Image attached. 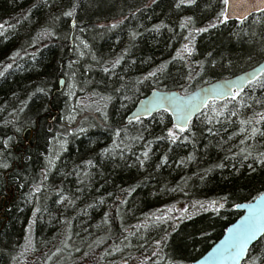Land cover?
I'll return each instance as SVG.
<instances>
[{
	"label": "trees",
	"instance_id": "obj_1",
	"mask_svg": "<svg viewBox=\"0 0 264 264\" xmlns=\"http://www.w3.org/2000/svg\"><path fill=\"white\" fill-rule=\"evenodd\" d=\"M174 3L0 0V22L15 24L0 35V70L13 65L0 77V160L9 165L0 167V264H14L13 257L26 236L35 248L26 253V264H123L124 260L141 264L151 255V241L159 238L161 229L169 231L165 254L177 261L195 260L240 216L232 205L251 201L264 191V164L254 161L257 152L264 153V137L243 145V135L229 139L240 126L237 117L230 121L222 117L225 131L218 124L210 125L218 134H209L203 131L205 117L199 114L190 123L191 132L174 129L181 137L189 136L176 144L156 139L166 137L167 128L174 124L168 111L127 120L137 102L153 89L189 92L264 59V23H254L260 13L247 18L244 25L227 21L212 28L208 25L216 23L221 0H197L195 5L181 8ZM72 7L76 9L73 17L62 15ZM186 16L193 17L189 28L208 30L191 33L195 51L185 54L187 60H173L176 50L189 43L185 39L188 28L180 27ZM122 18H126L124 23L115 29L99 26ZM161 22L163 27L154 30L153 25ZM46 28L57 36L45 35ZM134 30L141 35L133 41L130 33ZM85 41L88 48L83 46ZM81 50L86 53L83 57L79 56ZM16 52L19 55L13 57ZM93 54L100 63L92 59ZM121 56L115 75L102 71L103 60ZM196 61H203L199 76L195 75L200 70ZM165 62L163 75L140 79ZM190 67L192 80L187 79ZM38 87L47 92H37ZM100 96L111 99L101 100ZM240 99L243 107L232 98H227V109L222 107L225 100H217L215 107L226 116L230 110L244 118L264 111V89L254 82ZM72 108L78 116L69 122ZM81 128L82 132L75 130ZM8 136L13 139L5 150L2 140ZM138 136L143 140L133 139ZM146 147L149 156L140 166ZM240 147L248 148L253 157L244 160ZM189 154L195 158L187 160ZM221 163L226 166L217 167ZM34 186L40 190L34 191ZM60 195L64 201H59ZM224 196L227 203L217 211L207 204L203 208L195 204ZM173 205L169 216L179 223L169 220L167 225L136 229L146 216L151 220L153 213L167 212ZM185 207L187 214L177 211ZM174 223L176 231L172 232ZM254 247L264 249V240Z\"/></svg>",
	"mask_w": 264,
	"mask_h": 264
},
{
	"label": "snow or ice",
	"instance_id": "obj_2",
	"mask_svg": "<svg viewBox=\"0 0 264 264\" xmlns=\"http://www.w3.org/2000/svg\"><path fill=\"white\" fill-rule=\"evenodd\" d=\"M196 2L197 0H175L174 7L181 8L182 6H186V5L191 6V5H195ZM152 3L155 4L156 0H152ZM221 3H222V7L220 8L218 14L215 17L216 23H210L208 27L215 28L217 24L226 23L233 17L235 18V20L239 21L241 25H244L247 18L249 16H252L254 13H260L261 17H264V0H221ZM75 11H76L75 7H72L64 11L62 15L66 17H73ZM137 11H139V9H137ZM261 17H257L254 20V23H264V19H262ZM56 19H59V17H57ZM124 19L126 18H122L120 20H113L108 25L101 24L99 26L101 28L107 27L109 30L115 29L120 24L124 23ZM19 22L20 20L18 18L16 23ZM75 23H76L75 20H73V26H75ZM192 23H193V17L186 16L183 18L180 27L182 29L188 28L189 36H186L185 39H187L189 43L182 44L181 48L176 50V54L172 58L173 60L176 59L187 60L188 55L185 54L190 55L193 51H195L194 47L192 46L191 33L192 32L201 33V32H206L208 30L207 27L189 28V25ZM14 27L15 24L8 23L7 21L0 22V35H3L4 31H6L7 29H12ZM161 27H163V22H161L160 24L153 25L154 30H159ZM44 34L50 37L57 36V33L53 31L51 28H46L44 30ZM139 35H141V33L135 30L130 33V36L133 41ZM33 43H35V41ZM83 46L84 48L89 47L86 41L83 42ZM124 51L127 52V49H125ZM18 55L19 52L13 53V57H16ZM85 55L86 53L83 50L79 52V56L83 57ZM92 59L97 60L95 54L92 55ZM122 59L123 56L111 61L103 60L102 64L105 66L102 67V71L104 73L115 75L116 73L114 69L121 64ZM97 62L100 63V61L98 60ZM195 63L200 66V70L195 72V75L199 76L201 71H203V61H196ZM212 63H215V61H212ZM166 66H167V62L162 63L157 68L148 72L146 76H143L140 79L147 80L149 78L157 77L158 74L163 75ZM12 67L13 65L11 63L4 65V69L0 70V77H3L5 75V70L10 69ZM87 67L91 68L92 66L89 65ZM73 75H75V73H73ZM260 77H264V67H259L257 70H254L250 75L248 74L244 75L242 77V80L248 83L254 82L256 86H259L260 88L264 89V79H260ZM187 79L188 80L194 79L191 67L187 75ZM36 91L39 93H46L47 89L44 87H38ZM242 93L243 90L240 82H228L225 84H218L213 88L201 89L198 95H189L185 90L184 96L175 97V99L172 101H169L167 96L158 97L155 103L160 105H164L167 103L169 110L175 114L176 122L175 124H173L172 127L167 128L166 137L161 136V137H157L156 139L158 140L167 139L172 144H176L181 139L187 141L189 139L188 135H184L181 137L180 135H178L176 131H174V129H178L180 133H184L186 130L191 132V127L189 123L190 118L195 113L200 112L201 105H204L205 108H207V112L200 113L205 117L204 121H202V123H204L205 125L203 129L204 132H207L209 134H218L216 132V129L210 126L216 124L220 125L221 131H225L223 125L221 124V118L225 117L230 121L231 117H237L240 126L236 132L232 133L229 136V139H231L232 136L235 135H243V139L240 140V144L243 145L245 144L246 141H254L257 136L264 137V127L260 126L261 123L264 122V111L258 114H254L253 116L248 118L241 117L236 111L229 110V114L227 116L224 111H217V108L215 107L217 99L225 100V103L222 105V107L224 109H227V97L229 96L232 98V100L236 101L237 103L240 104L241 107H243L244 106L243 101L240 99ZM69 95H73V93L70 92ZM92 95H100V94L93 93ZM100 99L109 100L111 99V97L100 96ZM126 99H130V97H126ZM81 103H83V101H81ZM20 110L22 111L23 109L21 108ZM13 111L15 112L16 109H13ZM97 111H100V109H97ZM144 111L150 113L151 109L146 107ZM75 112H76V108H72V113ZM210 113H214V115H211ZM74 118L75 117L73 114H69L67 117L69 122H71ZM105 118H106V114H105ZM134 119L138 120V117H134ZM75 130L81 132L83 131L82 128ZM17 131H19V129H17ZM69 131H72V129H69ZM117 135H119V130H117ZM192 135L194 136L195 134L192 133ZM12 139L13 137L8 136L7 138L2 140V145L5 150L8 148L9 142ZM133 139L143 140V136L134 137ZM63 143H66V141H61V144ZM104 151L108 152L107 149H105ZM239 152L244 154L243 155L244 160H248L250 157H253V153L249 151L248 148L240 147ZM232 155L233 157H235L237 153H232ZM142 156L143 159H139L140 166H143L145 160L148 159L149 149L147 147L142 152ZM194 158L195 157L192 154H189L186 159L193 160ZM162 159L166 162L168 160V157L165 155ZM254 161L259 162L260 164H264V153L257 152L256 156L254 157ZM184 162L185 161L182 159L181 163ZM87 163L91 165L93 162L87 161ZM52 165H53V160L50 159L49 166ZM225 166L226 165H224L223 163L217 165V167H225ZM0 167L8 168L9 165L6 162V160H0ZM248 167L249 169H252L251 164H249ZM45 171H47V169H45ZM33 190L39 191L40 186H34ZM64 199H65L64 195L59 196V201H64ZM227 200L228 197L224 196L221 197L219 201L216 200L206 201V202L195 201V204L200 205L201 208H203L205 204H207L209 207H211L212 211H217L218 209H222L225 207ZM68 202L72 203L71 200H69ZM232 206L237 209L246 208L247 214L241 216L237 223L231 225L226 230L228 234L225 236L223 240L219 242L218 245L212 248V250L207 254L206 257L203 258V264H210V262H212V264H264V249L258 250L253 245L254 241L256 243H259L261 240H264V191L258 192V194L252 197V200L247 202L246 204L237 203V204H233ZM173 208H175V205L171 206L167 212L161 211L159 215L153 213L152 214L153 219L151 220H148L146 216L145 221L140 222L135 226L136 229L137 230L141 228L147 229L150 225L153 227H156L158 225H167L169 220H174L176 221V223H179V220L176 217L169 216V212ZM37 211H39V209H37ZM177 211H179L182 215L188 213V209L186 207L177 209ZM176 223L170 225V229L172 232L176 231ZM29 227L31 228V225ZM161 233L162 234L159 235V238L153 239L151 241V247H152L151 255L145 256L144 260L141 261V264H144L145 261L153 262V264H186L187 260H194L193 257H188L180 261H177L169 257L167 254H165L163 252V248L168 246L167 241L169 240V231L167 229H161ZM130 234L135 235L134 232ZM147 243L148 241L145 240V244ZM19 248L20 251L17 253L15 257H13L14 264H19L20 261H24V264H26V253L35 250L34 242L30 237L26 236L24 243L22 245H19ZM56 251L59 252L60 249L57 248ZM257 251H260L259 256L256 255ZM123 264H128V261L124 260Z\"/></svg>",
	"mask_w": 264,
	"mask_h": 264
},
{
	"label": "water",
	"instance_id": "obj_3",
	"mask_svg": "<svg viewBox=\"0 0 264 264\" xmlns=\"http://www.w3.org/2000/svg\"><path fill=\"white\" fill-rule=\"evenodd\" d=\"M254 14H256V13H254ZM249 17H251V16H249ZM229 21H237V20H235V18L233 17ZM259 67H264V59L261 60L259 63H257L255 66H253V67H251V68H249L247 70H244V71H242V72H240L238 74H235V75H232V76H229V77L220 78V79L214 80L212 82H209V83L200 85L197 88H195V89H193V90H191V91H189L187 93L189 95H198L200 93L201 89L213 88V87H215L218 84H225V83H228V82H240V84L242 86V90H244V89H246V87L248 86L249 83L248 82H244L242 80V77L244 75H246V74L250 75L254 70H257ZM64 83H65V79H64V77H62L60 79L61 88H63ZM184 95H185V93L181 92L178 89H157V88L156 89H153L149 94H147L146 96L142 97L137 102V104L135 105V107L128 114L127 120L128 121H132V120H136V119H134V117H138V119H139V118L149 117V116H151V115H153V114H155V113H157L159 111H168L170 113L171 117H172L173 123L175 124V122H176V120H175V114L169 110L168 104L166 103L164 105H160V104L155 103V101L160 96H167L168 99H169V101H172V100L175 99V97L184 96ZM227 98H231V97L229 96ZM217 100H223V99H217ZM146 107H148V108L151 109V112L150 113H147V112L144 111V109ZM204 109H205V106L204 105H201L200 106V112L195 113L190 118L189 123H191V121L196 116H198ZM247 202H249V201L239 202L238 204H246ZM253 202H255V201H253ZM235 209L238 210V211H240L241 214H240V216L234 222H232L230 225H228V227L226 228V230L231 225L237 223L239 221V219H240L241 216H244V215L247 214V209L246 208H240V209L235 208ZM226 230L224 231V233L222 234V236L203 255H201L200 257H198L197 259H195L193 261L186 262V264H203V258L206 257L207 254L212 250V248L215 247L216 245H218L219 242L221 240H223L225 238V236L228 234ZM255 243L256 242L254 241L253 242V245ZM210 264H212V262H210Z\"/></svg>",
	"mask_w": 264,
	"mask_h": 264
},
{
	"label": "rangeland",
	"instance_id": "obj_4",
	"mask_svg": "<svg viewBox=\"0 0 264 264\" xmlns=\"http://www.w3.org/2000/svg\"><path fill=\"white\" fill-rule=\"evenodd\" d=\"M72 114L74 115L75 118L71 122L76 121L77 116H78L76 112L75 113H72ZM157 214H159V212H157Z\"/></svg>",
	"mask_w": 264,
	"mask_h": 264
}]
</instances>
